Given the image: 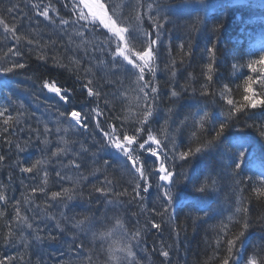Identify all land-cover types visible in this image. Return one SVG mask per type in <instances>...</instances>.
Listing matches in <instances>:
<instances>
[{
    "label": "trees",
    "instance_id": "obj_1",
    "mask_svg": "<svg viewBox=\"0 0 264 264\" xmlns=\"http://www.w3.org/2000/svg\"><path fill=\"white\" fill-rule=\"evenodd\" d=\"M253 2L229 1L213 14L197 9V19L191 12L159 17L153 11L144 26L140 22L147 34L155 25L160 35L173 25L162 40L158 72L152 70L144 83L148 98L155 88L157 99L145 103L147 96L131 86L138 80L130 72L112 73L102 63L90 69L94 60L83 54L86 46L76 36L62 35L52 12L51 19L43 18L49 4L72 20L66 0H0V264H44L39 257L51 264H92L93 256L109 264L112 244L100 235L111 230L116 216L133 232L139 227L163 231L164 247L146 251L159 261L176 257L182 264H235L238 248L248 240L238 262L264 264V106L252 108L244 100L245 95L264 99V65L258 63L264 55L250 48L255 32L264 30V19ZM127 32L134 37L131 28ZM64 61L80 72L75 81ZM26 74L46 83L29 88L21 81ZM249 77L252 93L245 92ZM51 85L63 89L53 93L60 99L52 97L54 102L96 109L104 124L112 125L103 130L119 126L121 140L135 137L129 143L134 158L126 160L87 139L93 148L83 153L93 162L81 174L87 183L62 181L63 166L76 160L75 144L84 145L85 138H59L49 128L50 119H41L43 90ZM65 93L68 100L61 99ZM130 111L143 116L135 122ZM220 124L226 127L214 139ZM151 135L164 153L149 142ZM98 160H126L129 169L113 170L108 177L96 169ZM168 160L171 170L164 167ZM186 161L190 164L184 166ZM169 172L172 192L182 198L176 204L164 197L161 177ZM73 193L83 196L78 202L85 206L72 205ZM205 202L210 204L202 209ZM74 211L77 216L70 219ZM65 227L73 228L64 232ZM44 240L49 248L42 247ZM140 259L147 264V257Z\"/></svg>",
    "mask_w": 264,
    "mask_h": 264
},
{
    "label": "rangeland",
    "instance_id": "obj_2",
    "mask_svg": "<svg viewBox=\"0 0 264 264\" xmlns=\"http://www.w3.org/2000/svg\"><path fill=\"white\" fill-rule=\"evenodd\" d=\"M174 0H66V6L64 7L65 10L67 9L68 15L70 16V18L72 20H69L68 18L65 19V17L61 16L59 13H57L58 8L57 6H55L54 8L49 5L46 4L44 6V11L42 12V16L43 18L49 20V18H51L49 15L50 13L52 14L51 16L54 18L55 17V21H57L56 23V28L60 31V33L62 35H66L68 36L69 34L73 36H76L78 42L81 41L82 45H85L86 50L85 52L90 51L88 54H90L91 52H98L95 55L92 56H96V57H100L98 58V60H96L95 62H92V64L90 65V69L92 68V65L95 64L98 65L99 63L103 64V68H108L109 71L113 72H120L124 73L125 71L130 72L131 77L134 78L135 80H138V82H136L134 85H131L133 87V89L139 94L141 95V97H146L148 95V90H149V86L145 83L146 81V77L150 76V74H153L152 70L155 69L156 72H158V70L156 69V67L158 66V60H162L161 58V54L163 51V49L165 47H163V42L161 40V38L163 37L162 35H160V31L157 30V25H155L153 32L152 33H148L147 31H145L143 29V31H140V28H142L141 25L140 28L137 25V22H135L134 27H133V32H134V37H131V33L127 32L131 26H132V22H128V23H122L120 20L121 18H125L124 16H122V12L124 9H132V12H130V16L133 14L137 15V20H143V18L145 16H148L149 18V12L151 10H155L156 13L161 16L164 14V12L166 10H172L173 12H177L180 15H185L186 12H190V10H192L191 13H193V11L197 10V7H212V4H207L209 1L207 0H184L182 2V4H178L176 3L174 6H169L170 2H172ZM240 1V0H239ZM241 1H245V0H241ZM207 4L206 6H202L204 5V3ZM103 5V8L102 6ZM182 6L184 7V9L182 8ZM262 6L264 7V5L262 4ZM133 7V8H132ZM64 10V11H65ZM147 10V11H146ZM209 11V8H207V12ZM45 13H47V15H45ZM193 15H196V19L197 16L199 15L198 13H193ZM41 16V17H42ZM132 17V16H131ZM61 18V20H60ZM135 19V20H136ZM115 23H114V22ZM131 24V26H130ZM107 28H105V27ZM72 28H74V30H72ZM124 29V31H123ZM72 30V31H69ZM100 30H102L105 34L106 37L110 40V42H114L115 44L113 45L112 48H110V50H104L101 47L105 46V41H103L101 39V35L99 34ZM114 32L118 35H115ZM145 35H148L145 37ZM145 37V38H144ZM263 36H258L257 40H260L261 42H264V38H262ZM11 40V39H9ZM153 41H155V43H153ZM107 43V42H106ZM258 43V42H256ZM101 44V45H100ZM168 46V45H167ZM81 48V47H80ZM84 48V47H83ZM169 48V46L167 47V49ZM115 49V51H114ZM152 52V55L148 58L147 57V53L142 54L143 52ZM84 52V53H85ZM102 57H104L102 61ZM143 68V73H141L140 69ZM167 77L164 78L167 80ZM169 80V79H168ZM148 83V81H146ZM50 84V83H49ZM151 85V84H150ZM53 88H57L53 85L46 87L43 90V96L44 99L45 97L47 98V101L50 99H52V97L54 98H58L59 99V94H53L54 92L52 91ZM60 89V91H63L62 88H58ZM157 93L153 92L151 90L150 95L152 97L148 98V96L146 98H144L145 103L149 102L150 100H156L157 99ZM125 94H122V96H124ZM127 95V94H126ZM44 107L45 104L43 105ZM47 110V113L49 114L48 117L50 116V114L52 113V109L53 108H44ZM42 108V110H44ZM87 111H89V113L91 115H95V116H99L98 115V111L95 109H87ZM71 116L70 114L68 115V119L65 120V124L64 126L67 127L66 129L68 131H66V133L68 134H72L74 132L78 133L79 130H83L85 129V133H89V129H91V127H85V125L82 127L81 123H82V116L79 117L78 119H80L81 123L80 126L77 127L75 125H73L71 123ZM57 122V121H56ZM106 123H108L106 121ZM103 128L104 127H112V125L109 124H104L102 125ZM101 127V126H100ZM100 127H94V128H100ZM83 128V129H82ZM66 133L64 134L63 138L66 139H71L68 138V136L66 135ZM106 133L111 134L110 132H104L103 130V137L102 139L98 140L97 137H94V140H97L96 143L99 144L102 142L103 145H101V147L103 149L106 148V150L112 151L114 153L118 152V150L114 149L112 147V144L114 142H119L121 143L127 152L131 153V159H133L134 154L132 152V147L130 146V142L129 141H125V140H120L118 138V136H112V140L110 141L108 138V135H105ZM93 134V132H92ZM118 134V133H116ZM128 139V138H127ZM80 140V139H79ZM102 140V141H101ZM149 142L152 143V145H155V150L158 151V153L160 152H165L163 145L160 142V140L158 141V139H156L154 136H150L149 137ZM77 148V147H74ZM86 149L84 150V148H81L80 150L78 149V153L76 150H73L74 155L76 156L75 153L77 154H82L84 152H88L90 151V149L92 150L93 148H90L89 145H87L85 147ZM84 151V152H83ZM123 154V153H122ZM124 157V155H123ZM126 161V160H123ZM160 163H162L160 161ZM159 163V164H160ZM167 163H171L170 160L167 161ZM78 164V163H77ZM80 167V166H79ZM85 179L87 178L86 176L84 177ZM83 179V180H85ZM172 182V177L169 178V180H164L163 181V188H164V197L169 200L168 202H175L178 203L182 200L181 196L177 193L174 194L172 192L173 187H170V183ZM78 189V186L76 188H74V190ZM166 192H170L171 193V199L169 198L168 195H165ZM82 195H78V194H74L71 196V203L72 205H76V206H85L84 202H78L80 201V198H82ZM47 218H49L50 220H53V218H51V216H47ZM80 224V223H79ZM114 224V222H113ZM122 224V223H120ZM84 228V226H81ZM131 228L128 227H124V224H122L119 228L114 229V231H116L115 233H122V237L125 236H129L126 234H130V230ZM113 231V232H114ZM112 232H109V234H103L100 235L102 237L104 236H109ZM86 234V233H85ZM112 235V234H111ZM105 238V237H104ZM111 244V242H110ZM131 248V246H127V245H123V247L117 246V248H114L111 246L109 249L110 255L112 257V260H116L118 258H127L128 261H130V263L135 262V254L133 252V250H129ZM124 249V250H122ZM122 251L124 253H122ZM146 253V252H145ZM143 254V253H142ZM119 257L117 258L116 257ZM148 256V255H147ZM116 257V258H115ZM120 258V259H121ZM142 262L143 264V260L139 259L138 262L136 261V263H140ZM236 264V263H235Z\"/></svg>",
    "mask_w": 264,
    "mask_h": 264
},
{
    "label": "bare ground",
    "instance_id": "obj_3",
    "mask_svg": "<svg viewBox=\"0 0 264 264\" xmlns=\"http://www.w3.org/2000/svg\"><path fill=\"white\" fill-rule=\"evenodd\" d=\"M176 1H178V2H176ZM176 1H175L176 3L182 4V2L184 0H176ZM169 6L171 7V6H174V5L172 3H170ZM182 8L184 9L183 6H182ZM192 10H190V12H192ZM153 11L156 12L153 9V10H151L149 12V14L151 12H153ZM130 12H132V9H124L123 10L122 16H124L125 18H121L120 21L122 23H128L129 21L130 22L134 21V23L137 22V25L139 26L140 25L139 23L143 22L142 26H144V21L145 20H149V18H150V17L148 18V16H145L143 18V20L138 21L137 19L135 20V19H133L131 17V16H134V18H137V15H135L134 12H133V14L130 16L129 15ZM167 12H173V9L172 10H166L164 13H167ZM190 12H186V14H190ZM161 16H159V17H161ZM130 26H131V24H130ZM133 27H134V25L132 24V26H131L132 30H133ZM161 27H164V25L162 24ZM139 28H140V26H139ZM142 28H140V30ZM172 30H173V25L168 24L167 26H165V28L163 30V33H162L163 37L161 38V40L165 39V35L168 32H170V34H171ZM23 33L24 32H21L19 34V36H21ZM101 39L103 41H105V47H107L108 46V42H107L106 38H104L102 36ZM89 52H85L83 54H88ZM97 53H98L97 51L94 52V53L91 52L90 55H88L89 60H94V62H95L96 61L95 59H97L98 57L92 56V55H95ZM64 62H65V64L63 63L64 67L67 69L68 73H70L73 78L75 77L74 78V81H75V79H77L76 76L78 77L80 72H77L78 70L73 68V66L70 63L67 64L66 61H64ZM59 67H61V66H59ZM22 76H23V74H22ZM18 80H20V78L17 79L16 81H18ZM21 81H22V83H24V85H27V87L32 88V89H37V87L41 88L43 86V84L46 83V81H44V80L35 79V78L32 79V76L28 75V74H26V76L24 78H21ZM43 101H44L43 105L45 104V106H46V107L43 106V109L50 107V108H53L52 109L53 111L50 114V116L48 117L49 114L47 113V110L44 109L42 116H40V115L39 116L44 121H45L44 118H46L47 120L50 119L49 128H51L52 130H55L57 132L59 138H61V137L63 138L64 134L66 133V131H68L66 129L67 127H65L64 124H65V120L68 119V115L73 110L79 111L81 113V116H82L81 126L82 127L85 124H86V127H91L90 125H94L96 127H97V125H99V127L101 126L100 128H94V127L92 128L91 127V129H89V133H87V134L85 133V129H83V128H82L83 130H79L78 133H75V134H74V132L72 134L66 133L68 138H75V139H78V140L83 138V137L85 138V140H84L85 144L84 145L81 144L82 142H80L79 144H75V147H77V148H74V150H76L77 153H78V149L79 150L81 148H84V150L86 149L85 147L87 146V139L90 140L91 142H93V144L97 141V140L93 141L94 137L98 136L97 137L98 140L102 139V137H103L102 136L103 135V129H102L103 126L102 125L104 124L103 118L101 119L99 116L91 115L89 113V111L86 110V108H82L81 110L74 109L73 105H68L69 102H67V103L66 102L60 103L58 101L54 102L50 98H49L48 101H47V98L43 99ZM86 113L88 115H85ZM129 113H130L129 118L134 120L135 122L137 120H140L141 117L143 116L138 111H136L135 113H132V111H130ZM61 114H63V115H61ZM40 121L41 120H38V123ZM147 123H156V122L150 121L148 119ZM57 129H59V131H57ZM118 129H119V131H118ZM118 129L117 128L109 129V130L105 129L104 132L112 133L113 131H115V136H118V138L121 140L122 139V135H118V134L120 133V131L123 130V128L118 126ZM92 132H93V134H92ZM116 133H118V134H116ZM123 135H125V134H123ZM80 144L83 145V146H81ZM101 144H102V142L97 144V146L101 147ZM250 152H253V151H250ZM77 153H75L76 156L74 155L76 160L73 163H70L69 165H64L63 166V169L61 170V174H60V179L62 181L64 180V181L72 183V184L77 183L78 182L77 180L84 179V178L81 177L82 172L85 173V170L88 169V167L89 168L92 167V163L93 162H92V156L91 155L83 154V153L82 154H77ZM252 156L253 157H257L256 154H253ZM77 161H80V162H78V164H77ZM188 164H190V161H186L184 166H187ZM261 166H262V164H260V166H258V167H261ZM95 167H96V169H98L99 172L103 171L104 174L108 175V177H111L113 170L114 171L116 170L115 172H117V171H120V170H126V169L128 170L129 169L128 166H127V163L125 161H120V160H114V161H110L109 160L107 163H104L101 160H98V162L95 164ZM164 167H165L166 170H171L172 169V168H170L169 163H167L166 161L164 162ZM254 167H256V166H254ZM257 169H259V168H257ZM166 170H164V171H166ZM85 180H82V181H85ZM129 185H130V183H129ZM129 185L128 184L127 185H123V188H128ZM89 195H90V197L92 196L93 198L96 199V195L95 194L89 193ZM98 195H100V193H98ZM98 198L100 199L101 196H98ZM209 204H210L209 202H205V203H202L200 205V207L202 209H206V208H208ZM109 205L112 206V207H116L117 206V204H115V201H111V200H109ZM86 209H88V207ZM113 210H116V209H113ZM76 216H77V213H75V211H74V212H71V217H69V218L70 219H74V218H76ZM71 222H72V220H71ZM120 223L123 224V222L120 221V217L117 218V216H116L114 218V224L111 223L109 225L111 227V230H109L108 232H105V233H101V234L102 235L103 234H109V232H112L111 233L112 235L110 234L109 236H104V237L109 242V243L107 242V245L110 244V242H111L113 249L117 248V246H120V245L122 247H123V245H127L128 247L131 246V248L129 250H133V252L135 254V262L133 263V261H132V263H130V261H128L127 258L125 259L123 257L122 258L120 257L121 258L120 259V258H118L119 255H118V257L116 255V257L118 259H116V260L113 259L112 260L110 252H107V255L109 257V262H110L109 264H138V263H136V261L138 262V260L140 259V255H143V256L147 257V261H146L147 264H182V263H180V260L177 259L176 257H175V259H171V260H165V261L161 260V261H159V260H156V258L153 259L151 254L146 252V251H150V250H153V249L155 251H158L160 248L164 247V242H162V239H161V237H164L163 231L162 232L160 231L161 233L159 234L157 231H155L156 227L153 228L152 230L144 228V227H141V228L139 227V228L135 229L136 232L139 233V235L135 234L136 232H133V230H131L129 232L130 234H126V235H129V236H125L124 235V237H122V233L118 234V233H115L116 231H114V229L119 228L122 225ZM69 228H73V227H65V229H63V231L65 232ZM101 238H102V236H101ZM145 243L147 245H144ZM247 243H248V240L245 241L242 244V246L240 245V247L238 248L239 249L238 253L236 252V255L234 257L235 260H236V262H235L236 264H240L241 263V262H238V261H240V258H242L241 256H242V254L244 252V247L246 246ZM48 245H49V242L47 240H44L43 243H42V247L49 248ZM41 250H42V248H41ZM122 250H124V249H122ZM143 251H145L148 254V256H147V254H144ZM122 253H124V252L122 251ZM37 257H39V256H37ZM39 258H41V260L43 261L44 264H51V261L48 258H46V257L45 258L44 257H39ZM90 258L92 259V264H108L106 262L103 263L100 259H98L97 256H93V257H90ZM85 261H87V260H85ZM82 262H83V260H82ZM139 264H142V262H140Z\"/></svg>",
    "mask_w": 264,
    "mask_h": 264
},
{
    "label": "snow or ice",
    "instance_id": "obj_4",
    "mask_svg": "<svg viewBox=\"0 0 264 264\" xmlns=\"http://www.w3.org/2000/svg\"><path fill=\"white\" fill-rule=\"evenodd\" d=\"M101 6H102V8H103V5H101ZM45 15H47V13H45ZM113 22H114V21H113ZM114 23H115V22H114ZM104 27H105V26H104ZM105 28H107V27H105ZM123 31H124V29H123ZM114 34L117 35L115 32H114ZM117 36H118V35H117ZM153 43H155V41H153ZM144 53H147V54H148L146 58H148V57H150V56L152 55V52H150V51H148V52H143L142 54H144ZM258 63L264 65V56H261V57H260ZM208 67H209V69H211L212 65L209 64ZM248 68L251 69L252 71H255V70H256V69L253 67V64H248ZM6 71H11V70L8 69V70H6ZM140 71H141V73H143V68H141ZM209 79H212V77L209 76ZM248 81H249V82H248V84H247L246 87H245V92H246V93H252V92H253V87H252V83H251V77L248 78ZM52 91L55 92V93H59V92H60V89H58V88H53ZM152 91L155 92L156 89L153 88ZM89 94H91V93H89ZM172 95H173V96H176L177 93H176V92H172ZM61 99H62V100H68L69 97L67 96V93H65V95L62 96ZM244 100H245L246 102H248V104H249L252 108H256V107L258 106V104H259L260 106H264V99H260V100L258 101L257 99H255L254 96L245 95V96H244ZM227 103H228L229 105H231L233 102H232V100H228ZM61 115H63V114H61ZM85 115H88V114L86 113ZM205 115H207V113H205ZM70 116H71V118H72V119H71V123H72L73 125L79 127L81 121H80V119H78V118L81 117V113H80L79 111L73 110V111H71ZM201 119H203V117H201ZM85 127H86V124H85ZM97 127H99V125H97ZM224 127H226V124H220V126H219V131L216 132V137H215L214 139H217V138L221 135V133H222ZM57 131H59V129H57ZM105 135H108V138H109V140L111 141V140H112V136L115 135V131H113L111 134L106 133ZM126 137H127L128 139H125ZM134 138H135V137H131V136H127V135H125V136L123 137V139H124L125 141H129V142H130L131 140H133ZM206 146H207V145H206ZM112 147H113L114 149L118 150V153H123V154H124V157H125L126 160H131V158H132V157H131V153L127 152L126 149H125V147H124L121 143H119V142H114V143L112 144ZM140 147H141V148H144L145 145H144V144H141ZM200 150H201V148H197V149H196L197 152L200 151ZM182 155L187 156V155H189V153H183ZM161 170H163V169L161 168ZM137 171H139V169H137ZM169 174H171V173H170V172H169V173H166L165 175L162 176L163 178L161 177V179H162V180H169V178L171 177V175H169ZM203 189H204L203 187H200V190H203ZM65 192L67 193V190H65ZM57 195H59V193H53V196H57ZM165 195H168L169 198L171 199V193H170V192H166ZM69 199H71V197H69ZM229 244L231 245V241L229 242ZM225 264H228V262L225 261ZM252 264H255V261H253Z\"/></svg>",
    "mask_w": 264,
    "mask_h": 264
}]
</instances>
